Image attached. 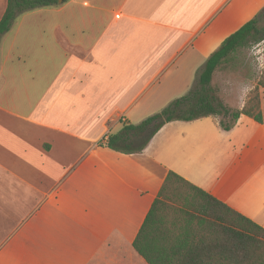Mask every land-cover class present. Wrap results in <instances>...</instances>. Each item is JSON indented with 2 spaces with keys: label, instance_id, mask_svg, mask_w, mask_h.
<instances>
[{
  "label": "crops",
  "instance_id": "0c3cea01",
  "mask_svg": "<svg viewBox=\"0 0 264 264\" xmlns=\"http://www.w3.org/2000/svg\"><path fill=\"white\" fill-rule=\"evenodd\" d=\"M263 7L56 0L20 13L0 36V264H147L132 242L169 170L264 227V162L242 171L253 141L218 118L168 122L140 153L99 145L187 90Z\"/></svg>",
  "mask_w": 264,
  "mask_h": 264
},
{
  "label": "trees",
  "instance_id": "16d2710c",
  "mask_svg": "<svg viewBox=\"0 0 264 264\" xmlns=\"http://www.w3.org/2000/svg\"><path fill=\"white\" fill-rule=\"evenodd\" d=\"M53 3L56 0H6L0 36L23 11ZM262 14L264 7L211 52L197 74L196 84L185 95L138 123H122L99 145L123 154L140 153L166 123L211 115L229 118L228 122L219 120L225 131L241 115L262 123L258 89H264V67L239 109L225 106L210 85L216 70L232 54L264 40V25L258 24ZM132 246L147 264H264V227L169 170Z\"/></svg>",
  "mask_w": 264,
  "mask_h": 264
},
{
  "label": "rangeland",
  "instance_id": "374dc122",
  "mask_svg": "<svg viewBox=\"0 0 264 264\" xmlns=\"http://www.w3.org/2000/svg\"><path fill=\"white\" fill-rule=\"evenodd\" d=\"M258 24L264 25V14H262V16L259 18ZM263 67L264 40L256 44H252L249 47L240 48L237 52L232 54L228 61L224 63L222 67L216 70L210 85L213 88H216V95L225 106L230 109H239L243 106L248 93L252 91L256 85L257 79L259 78ZM197 74L198 72L193 73V78L191 80L192 86L190 85L187 90H183V92H181L182 94H179V96L173 98V100L185 95L188 90L196 84ZM258 92L261 99V113L263 117L262 124H264V89L259 88ZM168 103L169 102H167V104ZM167 104L154 107L150 106V114H147L141 120L152 114L158 113ZM217 118L225 122H228L229 120L228 117L224 118L222 116L211 115L204 118L202 122H206L210 127L217 129L219 128L216 124ZM141 120H131L129 123L134 124L140 122ZM260 124L261 123L258 124L251 118L243 115L241 116L238 124L236 126L234 125L235 127L233 126V129L231 128L233 132H236L238 135H240V138L243 139L244 136L246 141H248V139L253 141V144L249 143L248 141L250 144L249 146L242 147L240 150H238L242 171L246 170V166L251 168V163H253L254 160L256 163L264 162V146L259 145L260 141H262L260 137L263 135L261 133L262 129L260 128L264 127H259ZM220 151V143L218 141H212L207 148L209 160H218Z\"/></svg>",
  "mask_w": 264,
  "mask_h": 264
}]
</instances>
